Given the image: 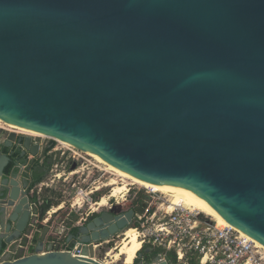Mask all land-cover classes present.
Wrapping results in <instances>:
<instances>
[{"label":"water","instance_id":"1","mask_svg":"<svg viewBox=\"0 0 264 264\" xmlns=\"http://www.w3.org/2000/svg\"><path fill=\"white\" fill-rule=\"evenodd\" d=\"M0 120L198 201L264 246V0H0ZM8 163L0 251L35 210ZM135 213L116 204L74 227L83 255L43 251L40 224L29 253L0 264H101L93 245Z\"/></svg>","mask_w":264,"mask_h":264},{"label":"built area","instance_id":"2","mask_svg":"<svg viewBox=\"0 0 264 264\" xmlns=\"http://www.w3.org/2000/svg\"><path fill=\"white\" fill-rule=\"evenodd\" d=\"M72 150V157L78 159L82 151L76 148ZM165 196L166 194L153 190H147L146 194L142 195L141 209L134 217L135 231L142 243L138 252L144 247L160 248L163 250L160 253L161 259H166L169 264H264V250L241 231L232 226L218 224L209 216H202L200 211L182 205H173L172 209H169L170 198ZM156 203L158 206L153 209ZM32 205H35L36 209V203L33 202ZM57 210L58 208H51L47 213L51 217V212L56 213ZM32 216L28 231L10 242L4 241L6 246L0 251V263L19 259L29 253L33 231L38 224V215L34 209ZM48 219L45 218L44 223ZM79 222L80 219L75 221V224ZM105 242L93 245V254H88V257L101 264H109L97 255L103 251ZM82 246L89 248L90 244ZM56 250L83 255L77 243L72 246L61 243V236L52 227L43 251ZM169 252L174 253V259L167 257Z\"/></svg>","mask_w":264,"mask_h":264},{"label":"rangeland","instance_id":"3","mask_svg":"<svg viewBox=\"0 0 264 264\" xmlns=\"http://www.w3.org/2000/svg\"><path fill=\"white\" fill-rule=\"evenodd\" d=\"M9 130H14L10 124L0 123V144ZM15 131L37 139L42 148L50 145L52 141L48 137L31 135L18 128ZM54 142V149L50 151L51 165L43 176V182L46 185L43 186L42 193L37 201V212L43 199L47 198L59 203L58 205L54 204L52 207L54 210L58 208L56 213L51 212V217L49 213H46L44 219L50 218V225L61 237L65 234L70 219L77 217L81 222H85L90 212H99L107 209L112 204H125L127 210L135 206L134 201L139 196L143 199L142 195L146 194L147 190H151L145 188L146 185L137 182L130 176H126L125 173L119 170L113 169V167L106 165L94 155L83 150H81L82 153H79L81 156L74 159L72 157L74 154L73 147L59 143V141ZM74 164L75 169H72ZM111 180H115L117 185H122L125 189L114 195L112 193L113 186L109 185ZM165 198L170 197L166 195ZM102 199H105L104 204L100 203ZM157 206L158 203L153 206V209ZM201 215L208 216L205 213H201ZM209 218L211 217L209 216ZM134 226L135 222L129 227L135 229ZM123 234L124 232L121 231L104 243L103 251L97 253L101 260L109 264H124L123 256L118 259L115 258Z\"/></svg>","mask_w":264,"mask_h":264},{"label":"flooded vegetation","instance_id":"4","mask_svg":"<svg viewBox=\"0 0 264 264\" xmlns=\"http://www.w3.org/2000/svg\"><path fill=\"white\" fill-rule=\"evenodd\" d=\"M14 130H9L7 133V136L4 138L3 142L0 144V154H6L9 157V163L12 164V168L10 171L7 173V175L4 176L9 182L12 181L13 179H16L19 181L20 187L24 191V197L27 198L29 202H35L36 203V213L38 215V224L35 226L34 231H33V236L37 232V228L40 224H45V226H48L49 232L51 231L52 225H50V218L48 221L44 223V215L48 212L45 211L43 213L41 205L45 202H47V198L43 199L42 202L40 203L38 207V212H37V201L40 198V195L42 193L43 186L46 185L43 181H37V176L40 174L42 170H45V173L49 169L51 165V154L50 151L51 149H54V147H51L49 149L50 145H47L46 147L42 148L41 144L37 141V139L33 138L32 136H28L22 133H19L15 131L13 126H11ZM20 129V128H18ZM14 133L13 139L8 141V137L10 134ZM26 133V132H25ZM27 137L31 138V144L38 145L39 149L36 153V155H31L30 150L25 149V139ZM37 162L39 163L37 165ZM44 175V174H43ZM12 185H9L4 187V196L3 198L7 199L9 196V190L12 188ZM114 204L110 205L107 209L100 210L99 212H90L87 215V218L85 219V222L82 224H85L86 222L90 221L91 217L95 218L98 215H100L103 211H109L112 209ZM131 208H134L136 210V213L140 211V205L133 206ZM135 213V216H136ZM12 214V209L9 207V211L6 214V218L4 219L5 226L9 224V216ZM32 217V214H31ZM32 221V218L30 219L29 223L27 224L25 231H28L30 227V223ZM43 221V222H42ZM135 221V218L133 222ZM132 222V223H133ZM43 230V229H42ZM4 243V241L1 242V246ZM32 245V244H31ZM31 248V246H30ZM150 249H153V252H151L149 255L150 258H154L156 254H160L155 251L156 248L152 247H144L140 252L145 255L144 251L149 252ZM147 255V254H146ZM140 259L139 255L137 254L136 256V261Z\"/></svg>","mask_w":264,"mask_h":264},{"label":"bare ground","instance_id":"5","mask_svg":"<svg viewBox=\"0 0 264 264\" xmlns=\"http://www.w3.org/2000/svg\"><path fill=\"white\" fill-rule=\"evenodd\" d=\"M1 122L2 121L0 120V123ZM5 124H7V123H5ZM10 125L13 126L14 128H20L22 131H24V132H26L28 134L45 137V135H43V134H40V133L31 131V130L25 129L23 127H20V126H17V125H13V124H10ZM58 141H59V143H62L64 145H66V146L77 148L71 143H66V142H63V141H60V140H58ZM94 156L96 158H98L100 161L104 162L106 165H108L110 167H113V169L121 171L119 168H117L114 165L102 160L100 157H98L96 155H94ZM121 172H123V171H121ZM123 173H125V172H123ZM125 175L126 176H130L127 173H125ZM130 177H132V176H130ZM134 179L137 182H140V183L146 185L145 188H150L153 191L161 192V193L166 194L167 196H169L170 197V202H171V207L169 209H172L173 205H182V206H185V207H188V208H191V209L198 210L201 213H205L206 215L210 216L213 220H215L218 224L232 226L233 228L237 229L232 224L227 222L215 210L211 209L210 207H208V206H206V205H204V204H202V203H200L198 201L183 197V196H181V195H179V194H177V193H175V192H173V191H171V190H169V189H167V188H165V187H163V186H161V185H159L157 183H150V182L142 181V180H139V179H136V178H134ZM109 185L113 186V192L112 193H114V195H115V193L123 191L125 189L124 186L117 185L115 180H111ZM100 203L104 204L105 203V199H102V201ZM241 233L246 235L244 232H241ZM123 235H124L123 239L121 241L120 246L118 247V251H117V254L115 255V258L118 259L121 256H123L124 263L125 264H131V263L134 262L135 256H136L137 252L139 251V249L141 248L142 243L138 239V235H137L135 229L132 228V227H130L127 230H125ZM246 236L248 238H250L248 235H246ZM250 239H252V238H250ZM253 241L256 243L257 246L261 247L264 250V246H262L261 244H259L255 240H253Z\"/></svg>","mask_w":264,"mask_h":264},{"label":"trees","instance_id":"6","mask_svg":"<svg viewBox=\"0 0 264 264\" xmlns=\"http://www.w3.org/2000/svg\"><path fill=\"white\" fill-rule=\"evenodd\" d=\"M54 143H55L54 140H52V141L50 142L49 149H50L51 147H53ZM38 164H39V163L37 162V165H38ZM11 168H12V164H11V163L8 164V165L5 167V169H4V176L7 175V173L10 171ZM43 174H45V170H42V171L40 172V174L37 176V181H43V176H44ZM140 197H141V196H139V198H138L137 200L134 201V205H135V206H137V205H141V204H142V199H141ZM47 200H48L47 202H45V203H43V204L41 205V208H42L43 213H44L45 211L51 209V208L54 206V204H55V205H58V204H59L58 202H53L51 199H47ZM72 220H73V221H77L78 218L75 217V218H73ZM71 223H72V222H71ZM72 232H75V228L72 229ZM5 246H6V244H5V242H4V243L2 244V246H1V250H3V249L5 248ZM155 251L158 252V253H162V252H163V250L160 249V248H156ZM167 257L170 258V259H174V258H175V255H174V253L169 252V253H167Z\"/></svg>","mask_w":264,"mask_h":264},{"label":"crops","instance_id":"7","mask_svg":"<svg viewBox=\"0 0 264 264\" xmlns=\"http://www.w3.org/2000/svg\"><path fill=\"white\" fill-rule=\"evenodd\" d=\"M71 222H72V223H71ZM82 223H83V222H79V223L75 224V221H73L72 219H70L69 222H68V224H67L68 227H66L65 234L63 235V237H61V243H66L67 245L72 246L73 243L70 242V241L68 242V241H67V238H68V236H69L71 233H73V232H72V229H73L74 227H76V226H80V225H82ZM146 254L148 255L149 252H146L145 255H143V257H145ZM148 256H149V255H148Z\"/></svg>","mask_w":264,"mask_h":264}]
</instances>
